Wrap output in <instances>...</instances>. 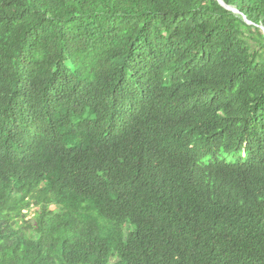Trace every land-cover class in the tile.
<instances>
[{
    "label": "trees",
    "instance_id": "trees-1",
    "mask_svg": "<svg viewBox=\"0 0 264 264\" xmlns=\"http://www.w3.org/2000/svg\"><path fill=\"white\" fill-rule=\"evenodd\" d=\"M221 1L0 0V264H264V0Z\"/></svg>",
    "mask_w": 264,
    "mask_h": 264
},
{
    "label": "clouds",
    "instance_id": "clouds-1",
    "mask_svg": "<svg viewBox=\"0 0 264 264\" xmlns=\"http://www.w3.org/2000/svg\"><path fill=\"white\" fill-rule=\"evenodd\" d=\"M51 133L53 135V137L55 139L58 140V142L61 140L62 141V149H61V153L62 155L65 154L66 156H75L71 146H70V141L72 139H70L68 137V135H66V132H63L62 130L59 129V131L54 127V125H51ZM76 142V141H74ZM99 152V151H98ZM97 152V153H98ZM67 153H70L71 155H68ZM242 155H244V153H242ZM103 156V155H102ZM35 209L34 208H25L22 210V216H17L16 218H20L18 221L21 224L24 221H28L30 220L33 215L35 214Z\"/></svg>",
    "mask_w": 264,
    "mask_h": 264
},
{
    "label": "water",
    "instance_id": "water-1",
    "mask_svg": "<svg viewBox=\"0 0 264 264\" xmlns=\"http://www.w3.org/2000/svg\"><path fill=\"white\" fill-rule=\"evenodd\" d=\"M217 2H218L221 6H223L225 9L230 10V11H232L233 13H238V11H237L236 9H234V8H232V7H229V6L225 5L221 0H217ZM244 20H245L248 24H250V22L247 21L245 17H244ZM263 32H264V30H263Z\"/></svg>",
    "mask_w": 264,
    "mask_h": 264
}]
</instances>
